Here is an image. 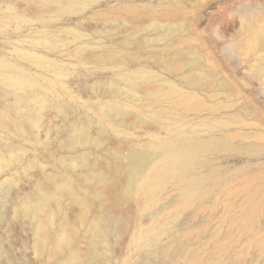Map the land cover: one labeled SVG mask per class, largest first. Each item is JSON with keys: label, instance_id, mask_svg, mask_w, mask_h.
<instances>
[{"label": "rangeland", "instance_id": "rangeland-1", "mask_svg": "<svg viewBox=\"0 0 264 264\" xmlns=\"http://www.w3.org/2000/svg\"><path fill=\"white\" fill-rule=\"evenodd\" d=\"M75 1L83 15H40L26 0H0V61L14 65L0 67V264H185L204 253L219 214L193 219L189 209L176 213L182 199L172 185L158 200V214L144 211L131 183L132 153L146 151L152 134L196 130L204 139L209 132L222 138V145L199 153L189 171L202 176L207 189L264 166V141L227 137L215 122L221 109L194 114L177 105L193 92L210 104L231 97L235 111L258 120L264 132V35L242 49L235 39L234 53L221 35L247 9L262 15L263 24L264 0ZM127 3L158 10L183 4L185 14L171 24L146 18L133 24L122 17ZM179 37L191 41L179 48ZM196 62L204 65L197 70ZM198 81L203 86L193 89ZM154 86L162 88L158 97L148 92ZM154 114L179 125L155 122ZM158 217L173 224L174 237L158 242L153 233L143 234L155 229ZM206 223V238L186 240L184 260L162 253L171 238L179 244L183 231ZM257 250L249 251L247 264H264ZM219 264L244 263L227 257Z\"/></svg>", "mask_w": 264, "mask_h": 264}, {"label": "bare ground", "instance_id": "bare-ground-1", "mask_svg": "<svg viewBox=\"0 0 264 264\" xmlns=\"http://www.w3.org/2000/svg\"><path fill=\"white\" fill-rule=\"evenodd\" d=\"M177 1L184 3L185 1L190 2L193 0ZM83 2L87 5L92 3L91 0H83ZM26 5L30 11L40 15L52 12L53 10L59 13H68L70 15H83L85 13V10L80 7L75 0H26ZM181 5L183 4H177L175 7H172L167 4L164 5L163 9L158 10L150 4L127 3L124 10L125 16L122 17L132 20L131 22H134L133 24L141 19L143 21L145 18V21L149 19L150 21L158 23L159 20H162V22L166 21L171 24L183 18L185 9L182 8ZM245 11L240 20L236 21L233 20V18L232 23L222 30L221 35L225 37L228 36L231 40V43L225 46V49L231 53L236 52L234 47L235 42H233L235 39L240 40V45L238 43L240 47L238 48L245 46V44H248L247 42H251V40H255L254 38L259 42L263 39L264 30H262V27H264V23L262 24L260 20V16L262 15H259L255 10L251 9ZM150 21L148 22L150 23ZM189 39L190 38L182 37L179 39L178 45H176L179 48L184 45L187 46L191 41ZM181 54L184 53L181 52ZM150 57L152 56L150 55L147 58ZM201 65L204 64L196 62L194 68L199 70L202 68L200 67ZM0 67H14V65L0 61ZM191 74L192 72H189L187 77ZM201 76H203V74H201ZM21 78L25 84H33V82L26 77L21 76ZM193 84V89L197 90L201 89L200 87L203 86L199 81ZM222 87L227 89L229 85L223 80ZM171 88L173 89V94L179 98V89L173 84ZM161 89L160 86H154L150 88L148 92L152 96L158 97V93ZM230 98L231 97H227V102L225 101V103L210 104L202 99L197 92H193L189 96L179 98L177 100V105L183 107L185 111L194 112V114L205 112L214 115L219 113L221 109L223 115L215 119V122L226 127L225 132L227 137L239 139L254 135L256 138L264 141V132L261 131L259 127L260 124L257 122L258 120L249 121L250 119L240 114V112L238 113L239 110L235 111V105L230 103V101H232ZM165 109L164 105H162V111H165ZM163 117V115L154 114L151 116V119L158 123H164L169 128L179 125L176 119L171 120L172 124L168 125ZM212 119L213 118H210L209 121ZM251 120H256V117ZM233 125L236 127L232 128ZM147 145L146 151L139 152L134 150L132 153V161L135 168L131 183L135 184L137 192L144 199V211L155 210L158 206V200L167 193L172 185L173 189L177 191V193L174 194L182 199V202L175 208L176 213L189 209L193 219L194 217H198L201 212L219 214V229L208 238V242L204 245V253L201 255L197 251L198 254L193 258L191 257V259L185 260V264H219L221 260L227 257L232 258L235 262L247 264L249 251L253 247H257L260 252L259 256L264 257V226L262 224V219L264 218V166L250 174H242L241 178L235 182L225 184L217 183L214 187H211V189H207L204 185L203 177L190 173L189 171L199 153L203 151L209 152L216 145H222V138L218 137L216 133L209 132V139H204L201 133L196 130L191 133V130L183 131V129H179L178 136L167 135L162 137L159 134H152L151 140ZM170 196H173V194ZM42 201L44 202V200ZM43 202L41 205H43ZM40 203L39 206L33 203V205L36 204L38 206L35 205L33 207L41 208L42 206H40ZM37 208L34 209L31 206V212L35 214ZM29 209L30 207L28 211ZM158 212L159 211L155 210L154 215L158 214ZM163 218L164 217H158L155 229L144 230L143 234L153 233L155 240L158 242L165 236L174 237L175 233L172 229L173 224L170 227V221H166L164 220L165 218ZM209 225V223H206L197 228H189L190 230H185L181 234L179 233V238L182 239L183 242L179 240V244H177V241L174 243L175 239L172 240L173 238H171V242L168 243L166 248L162 249V253L170 254L173 258L177 256H180L179 258H185L186 256L184 257L183 254L185 248L188 247L185 245L186 240L188 243V239L190 240V238H206L210 231L209 228L211 225ZM205 252L209 257L204 256ZM171 262L172 261H170V263Z\"/></svg>", "mask_w": 264, "mask_h": 264}]
</instances>
